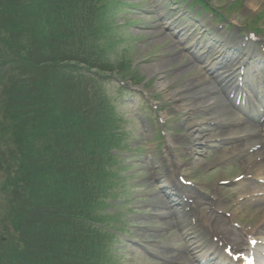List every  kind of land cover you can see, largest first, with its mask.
<instances>
[{
    "label": "trees",
    "instance_id": "trees-1",
    "mask_svg": "<svg viewBox=\"0 0 264 264\" xmlns=\"http://www.w3.org/2000/svg\"><path fill=\"white\" fill-rule=\"evenodd\" d=\"M135 6L0 0V135L15 144L0 154L12 195L0 264H119L125 228L110 226L121 216L109 209H129L112 201L131 195L135 175L122 157L133 151L127 120L106 82L133 77L132 58L117 54L134 38Z\"/></svg>",
    "mask_w": 264,
    "mask_h": 264
},
{
    "label": "rangeland",
    "instance_id": "rangeland-1",
    "mask_svg": "<svg viewBox=\"0 0 264 264\" xmlns=\"http://www.w3.org/2000/svg\"><path fill=\"white\" fill-rule=\"evenodd\" d=\"M132 1L140 2V8H138L137 11H131L129 17L131 19L140 18L143 22L131 26L129 30L136 36H141L143 34L146 36L140 39L126 41L125 43L123 42L119 47L120 51L118 52L119 54H117V59L120 61V59L128 56V61H131L130 59L132 58L131 67L132 69L134 68L133 71L135 70V72L145 78L142 91L149 98L150 104L154 106L158 105L161 112H152L149 105L145 103L143 96L124 91L121 95L123 99L127 98L130 100L129 105H127L129 109H127V107L122 108V104L124 105V103L121 100H118V102L115 100L118 111L121 112L127 120L123 128L127 129V132H129L135 140L138 139L140 141L141 136L145 135L142 128V119L147 120L155 115L157 119L158 116H161L164 121L167 120L166 123H170L172 127L179 128L181 131L185 129L184 127L188 130H194L193 125L195 124H193V122L206 118L209 113L201 112L189 114L188 110L191 108L186 103L185 92L193 87L192 85L201 83L199 77L200 75L204 76L205 73L203 71V66L196 63L191 58V53L186 50V46H183L175 39L171 31L172 27L166 18H168V15H170V17L176 14L181 16L184 15L182 17L184 24H187V26L193 25L190 21V17H192V14L196 17L201 16L202 13H198L201 9H198L197 6L190 8L186 5L188 1L192 2L194 0H188L187 2L182 0ZM209 1L210 6L218 9L224 17L223 19H219L218 24L219 27H221L220 32L234 33V42L244 43V41L239 38L243 29L256 27L260 24V28H262L260 34L263 36L261 42H264V0ZM231 7L236 8L230 9ZM166 10L169 14H165ZM208 14H204L203 18L208 20L207 24L210 26L209 31H211L214 29V24H211L210 21L214 16L210 14L212 17H208ZM193 27L195 28L196 26ZM243 34L248 33L244 32ZM233 38L228 37L226 45L234 44ZM122 48L128 49V51L123 52L121 50ZM238 48L242 53H245L248 49ZM257 49L260 51V46H258ZM252 55H254L253 48H251V50L249 48L247 56ZM190 61H192L193 65L188 68ZM124 74L126 77L130 76V73L127 71H124ZM126 80L129 81L130 79ZM188 80L194 83L190 84ZM187 84L188 86H186ZM197 85L199 86V84ZM116 87L117 86H114V88ZM112 95L115 98V94ZM154 125H158L157 121H155ZM184 133L189 134L186 129ZM187 137L190 139L188 135ZM258 137H260L259 139L263 138L260 134ZM170 138L176 139L174 141L177 142L181 141L173 135H171ZM255 140H257V138ZM241 141L240 138H231L227 141L228 144L226 146H217V149L213 148V150H206L205 152H198L196 150L194 151L195 156L190 155L186 149L180 150L181 155L177 158L179 174L187 179H194L193 185L199 190L207 188L205 184L212 185L209 188L212 190L211 195L213 200L206 199V197L197 193V191L192 188L185 191L179 189L180 194L185 196L188 204L187 216L178 214L177 209L171 203V199L165 194L163 183L168 182L165 176H161L160 174L147 176L138 172L135 178L130 181L132 185L139 182L143 183V181L148 180H151L152 183H146V185L141 188H130L128 190V193L131 194L128 197V206L132 211L127 207L124 209L121 207L119 209H109L111 213L114 211L117 213L119 211V216H121L119 221H114L110 224L111 227L125 228L126 233L123 234L124 238L128 237L130 234L136 235L134 237L136 242L134 241L135 243L133 244L122 239L121 241H123L124 244H116V247L120 250L114 252L118 263L195 264L193 255L188 246L192 241H190V237L186 234L188 231L187 229L193 228V226L189 225L191 221H194L195 226L201 230V233L208 236V238H217V236H219V216L228 219L230 216H233L232 222L226 223L230 228H236V224L241 227L239 229L254 227L260 218L259 216L264 213V196L253 195L262 193L264 191V184L257 182V179L246 182L242 180L238 183H234V180L246 171L254 174L258 170V174L263 177V171L255 168L256 162H254L253 152L257 149L254 151L251 149L248 151V154L242 153L233 155L234 152H237V148L242 145L240 143ZM142 144L146 146V149L139 153V159L146 160L144 163L145 166H150L151 157L149 154L151 150L157 146L158 141L154 142L153 146H149L145 141H142ZM177 144L178 147H182L181 143ZM211 146H214V144H211ZM260 146L264 150V147L262 145ZM10 148L12 150L15 148L13 141L9 139L6 141L2 139L0 135V154L7 153ZM175 150L176 149H174V151ZM219 150H224V152L229 155L230 158L228 161H226L228 155L223 158ZM159 151L160 154L167 158L168 155L172 154L164 150L163 144ZM125 156L126 154L123 153L122 157L125 158ZM2 161L6 164L3 157L0 159V244L1 238H8L9 231L8 227L6 228L7 224L3 212L6 203L11 200L4 190L6 172L4 171V163V168L2 167ZM226 162V168H224L223 165ZM213 165L216 166L212 167ZM201 166L203 168H200ZM204 168L212 169L209 173H206L203 170ZM138 170H140V168L137 167L136 171ZM174 170L175 169L172 168L169 169L171 175H173L172 173ZM222 174L226 175V178H222ZM172 179L174 182V178ZM222 179L223 181L229 180L230 184L224 186L220 185L219 183ZM174 183H177V181L175 180ZM151 205H154V207L150 208ZM133 210L147 211L149 213H147L149 215L148 218L155 221L156 224L144 230L143 227L151 224H145L147 220L144 217H136V215L132 213ZM138 222L141 223L140 225L142 227H135V224ZM2 245H4V243ZM5 248L6 247H4L3 250H5ZM146 252H149L151 255Z\"/></svg>",
    "mask_w": 264,
    "mask_h": 264
},
{
    "label": "bare ground",
    "instance_id": "bare-ground-1",
    "mask_svg": "<svg viewBox=\"0 0 264 264\" xmlns=\"http://www.w3.org/2000/svg\"><path fill=\"white\" fill-rule=\"evenodd\" d=\"M260 134L264 135V127H263V131H261ZM260 164L264 166V161H262ZM259 217L260 218L257 221V224H255L254 228H251L244 233L243 230L230 228L226 224L228 222H232L233 216H230L229 219L219 216V254L224 253L231 259L235 260L236 262L238 263L241 262V264L244 263L254 264L256 260L253 259V256L249 253L248 249H250L251 247L250 243L253 242V240L255 239L257 238L259 239V240L257 239L258 243L264 241V213ZM206 243H208V241L194 242L192 251L195 252L198 249L199 250L203 249L205 246L208 247L206 248V250L204 249L206 253H208L207 251L208 249H210V252L211 251L214 252L216 250L215 247L216 245L211 247V244H206ZM262 250H264V248ZM255 253H260V251ZM194 258L197 259L195 255Z\"/></svg>",
    "mask_w": 264,
    "mask_h": 264
}]
</instances>
